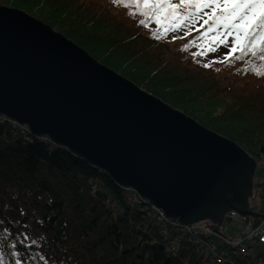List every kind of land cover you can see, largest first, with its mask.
<instances>
[{
  "label": "trees",
  "instance_id": "16d2710c",
  "mask_svg": "<svg viewBox=\"0 0 264 264\" xmlns=\"http://www.w3.org/2000/svg\"><path fill=\"white\" fill-rule=\"evenodd\" d=\"M0 5L46 23L264 166V76L246 70L258 59L225 61L228 50L194 55L199 52L191 51L189 40L201 34L196 29L192 38L173 40L183 39L187 51L184 45L170 50V38L155 39L156 29L143 34L140 19L129 15L134 9L112 0H0ZM136 194L132 202L129 197ZM148 213L134 189L0 114V252L6 264H14L12 252L22 264H216L188 238L172 249L168 238L177 233ZM246 220L254 226L260 218ZM255 244L242 252L224 248L233 264H264V243L257 242L259 250L253 252Z\"/></svg>",
  "mask_w": 264,
  "mask_h": 264
},
{
  "label": "water",
  "instance_id": "95a60500",
  "mask_svg": "<svg viewBox=\"0 0 264 264\" xmlns=\"http://www.w3.org/2000/svg\"><path fill=\"white\" fill-rule=\"evenodd\" d=\"M0 114L107 171L181 225L209 221L218 232L230 211L264 219L248 205L256 161L244 149L2 5Z\"/></svg>",
  "mask_w": 264,
  "mask_h": 264
},
{
  "label": "snow or ice",
  "instance_id": "6c2138e0",
  "mask_svg": "<svg viewBox=\"0 0 264 264\" xmlns=\"http://www.w3.org/2000/svg\"><path fill=\"white\" fill-rule=\"evenodd\" d=\"M114 5L134 9L129 15L139 16L145 28L149 23L157 27L152 32L155 39H163L169 33L185 31L190 34L195 28L201 34L192 44L200 48L194 55L215 53L220 46L228 49L224 60H243L251 56L259 64L250 63L248 69L257 76H264V0H112ZM203 30V31H201ZM203 41V44H197ZM189 45L185 44V51ZM238 53V55H237ZM204 67H211L204 64ZM14 247V245H13ZM14 264H22L16 252ZM0 264L6 257L0 252Z\"/></svg>",
  "mask_w": 264,
  "mask_h": 264
},
{
  "label": "built area",
  "instance_id": "2783aa9c",
  "mask_svg": "<svg viewBox=\"0 0 264 264\" xmlns=\"http://www.w3.org/2000/svg\"><path fill=\"white\" fill-rule=\"evenodd\" d=\"M260 182L264 185V166H262V175ZM125 188L134 189L131 187ZM135 192L138 193L136 190ZM129 199L132 202H136L137 194L131 195ZM143 199L146 201V207L149 209L148 214L156 220V223H162L168 226L171 225L173 230L177 233L175 239H169L168 230H164V235L166 238H168V242L172 249L176 248L177 242L179 240L188 238L190 242L194 244L196 249L204 251L207 257H209L210 261L216 264H233L232 259H230L228 254L219 249L220 243L223 244V247L221 248H224L225 246H233L241 252L255 242L264 243V219L260 220L259 223L253 226L248 220H246V216H240L236 211H230L225 214L224 221L230 218H240L244 223V228L240 232V239L236 242H233L224 234H222L219 231V228L217 229L219 233L211 230L208 225L213 224L210 222L199 221L192 224L181 225L177 220L166 217L160 207L155 206L145 198ZM261 213L264 215V209Z\"/></svg>",
  "mask_w": 264,
  "mask_h": 264
},
{
  "label": "rangeland",
  "instance_id": "374dc122",
  "mask_svg": "<svg viewBox=\"0 0 264 264\" xmlns=\"http://www.w3.org/2000/svg\"><path fill=\"white\" fill-rule=\"evenodd\" d=\"M173 2H179V0H173ZM137 18L141 19V17H139V16H137ZM141 27H142L141 25L137 26L138 29ZM156 27L157 26L154 23H149V27L142 30V33L143 34L148 33L147 30L156 29ZM193 29H195V28H193ZM185 31H187V29ZM185 31H181V32H177V33H169L167 35V38H170V40L173 42L170 44V47H169L170 50H173L174 48L176 50V46L178 48H180L184 45L183 39H182V41H180V39H178L176 41H173V40H175L179 37H182V38L185 37L186 38L187 36H188V38H192L193 34L183 35V34H185ZM146 35H148V34H146ZM196 39L197 38H193V39L189 40L190 48H191V51L199 52L200 48L197 47L196 45L192 44V41H194ZM203 43H204L203 41H197V44H203ZM226 50H228V49L224 48L223 46H220L218 48V50L216 51V53L222 52V51L226 52ZM170 52H172V51H170ZM208 54H210V53H208ZM212 54H214V53H212ZM10 119L12 121L19 123L15 119H12V118H10ZM261 175H262V161L258 160L256 162V169H255V172L253 175V187L251 189L252 196L251 197L249 196V199H248L249 208H252L251 210L256 211V212H260L261 208L264 209V185L263 184L261 185V183H260ZM254 185H255V187H254ZM255 189H256V193H255ZM243 228H244V223L240 218H230V219H226L224 221V223L221 224V226L219 227V231L222 234H224L231 241L236 242L240 239V232L242 231ZM259 246H260V244H257V242H256V244L254 245V248H253V252H257L259 250ZM221 247H223L222 243H220L219 249L221 251H223L224 253H227V254L229 253L227 248L223 249Z\"/></svg>",
  "mask_w": 264,
  "mask_h": 264
}]
</instances>
